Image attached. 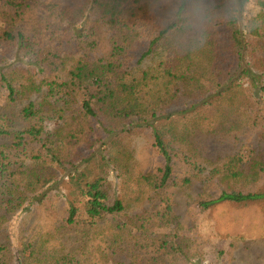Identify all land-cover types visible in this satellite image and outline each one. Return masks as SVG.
Wrapping results in <instances>:
<instances>
[{
  "label": "trees",
  "instance_id": "trees-1",
  "mask_svg": "<svg viewBox=\"0 0 264 264\" xmlns=\"http://www.w3.org/2000/svg\"><path fill=\"white\" fill-rule=\"evenodd\" d=\"M243 198L264 0H0V264L201 263L189 235Z\"/></svg>",
  "mask_w": 264,
  "mask_h": 264
},
{
  "label": "rangeland",
  "instance_id": "rangeland-1",
  "mask_svg": "<svg viewBox=\"0 0 264 264\" xmlns=\"http://www.w3.org/2000/svg\"><path fill=\"white\" fill-rule=\"evenodd\" d=\"M245 202L227 200L197 223L189 235L204 253L197 264H264V199Z\"/></svg>",
  "mask_w": 264,
  "mask_h": 264
}]
</instances>
